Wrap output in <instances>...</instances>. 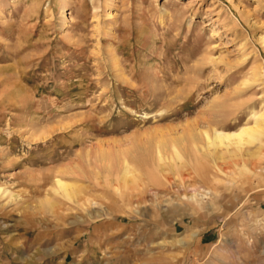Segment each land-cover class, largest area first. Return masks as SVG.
Wrapping results in <instances>:
<instances>
[{"label":"rangeland","instance_id":"1","mask_svg":"<svg viewBox=\"0 0 264 264\" xmlns=\"http://www.w3.org/2000/svg\"><path fill=\"white\" fill-rule=\"evenodd\" d=\"M0 264H264V0H0Z\"/></svg>","mask_w":264,"mask_h":264},{"label":"bare ground","instance_id":"2","mask_svg":"<svg viewBox=\"0 0 264 264\" xmlns=\"http://www.w3.org/2000/svg\"><path fill=\"white\" fill-rule=\"evenodd\" d=\"M209 131V130H208ZM257 133V130L253 127H241L239 128L238 130H235V131H229V132H221V131H218L217 129L214 130V132L211 134L208 133L207 131L204 132V137L206 138V141L208 143V145H212L215 147V145H228L229 144V141H231L232 143H234L236 146L238 147H242L241 145L244 144L243 141H245L246 143H251L253 142L254 140L257 139L258 137V133ZM203 134V133H201ZM134 135V134H133ZM257 136V137H256ZM138 137V136H137ZM138 139V138H137ZM136 139V140H137ZM133 141L135 142V139H133ZM132 141V142H133ZM204 141V140H203ZM263 141V140H262ZM141 142V141H140ZM143 143V142H142ZM131 144V143H130ZM140 144L139 142L136 143V146ZM163 144V143H162ZM175 144V143H174ZM133 147H134V144L132 143ZM161 145V144H160ZM245 145V144H244ZM135 146V148H136ZM173 146V145H172ZM130 147V146H129ZM132 147V146H131ZM139 146H137L138 148ZM142 147V146H141ZM140 147V148H141ZM162 147V146H161ZM136 148V149H137ZM196 148V147H195ZM139 149V148H138ZM241 149V148H240ZM130 150V149H128ZM164 150V149H163ZM177 150V148H176ZM176 150H174V153H178ZM239 150V149H238ZM131 151V150H130ZM142 151V150H141ZM146 151V150H145ZM157 151V155H159L157 158L160 160L161 159V153L162 151L160 150V148L158 147V149L156 150ZM179 151V150H178ZM135 154L136 152H138L136 150L133 151ZM198 153V151H196ZM104 153V152H102ZM109 153V152H107ZM106 153V154H107ZM140 153V152H139ZM164 153V152H163ZM104 153V155H106ZM110 154V153H109ZM102 155V154H101ZM120 157H121V166H122V171H120V173H115L114 177H113V181H114V184L111 182L110 178L108 177L109 175H106L105 176V182L107 185H110V186H113L114 190L117 191L119 193V196L121 197L122 201L123 202H130V198L128 197V193L129 191L132 189V185L131 187H129L127 184L129 183V180H131V182H137L139 180V171L138 169V166L137 163H136V160H131L132 156H129L128 152H124L122 150V154H120ZM146 157V156H145ZM173 157V156H172ZM105 158V157H104ZM103 158V159H104ZM131 158V159H130ZM143 158V157H142ZM101 159V157H100ZM111 160V158H109ZM106 160H107V157H106ZM107 162V161H106ZM109 162H112L109 161ZM158 163V162H157ZM200 163H201V160H197L195 162V167L196 166H200ZM194 167V166H193ZM218 167V166H217ZM118 168V167H117ZM197 168V167H196ZM217 169V168H215ZM212 170V169H210ZM116 172V171H115ZM213 172V171H212ZM215 173V172H213ZM131 174V176H129L130 178L128 179V175ZM200 176L202 177V179L207 182V180H209V178H207V176L201 172ZM217 177V176H216ZM208 183V182H207ZM56 188L58 189H61V195L64 196V198H66L67 200H70V201H74V202H78V204L80 206H85L87 207L88 206H91V204L93 203L92 201L94 200H89L88 199V196H84L83 194H79L78 192H76L73 188H71L70 191H67V186L63 183H60V182H56ZM81 193V192H80ZM83 193V192H82ZM86 194V193H85ZM202 196L203 194L201 193H198V192H195L193 191V193H191L190 195H185L183 196V198L191 201V202H196L198 201L197 203H201L202 201H200L202 199ZM200 199V200H199ZM88 202V203H87ZM94 203H96L94 201Z\"/></svg>","mask_w":264,"mask_h":264}]
</instances>
